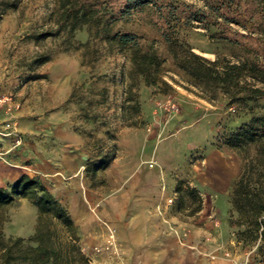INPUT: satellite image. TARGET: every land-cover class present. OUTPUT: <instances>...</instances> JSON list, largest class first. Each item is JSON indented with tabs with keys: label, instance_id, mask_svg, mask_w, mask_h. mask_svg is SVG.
<instances>
[{
	"label": "rangeland",
	"instance_id": "rangeland-1",
	"mask_svg": "<svg viewBox=\"0 0 264 264\" xmlns=\"http://www.w3.org/2000/svg\"><path fill=\"white\" fill-rule=\"evenodd\" d=\"M57 8L58 0H18L0 15V186L26 174L66 209L79 251L60 264H115L126 254L114 212L103 211L122 191L124 183L113 179L121 164L129 172L123 159L139 146L160 178L155 211L180 241L195 234L206 246L199 251L212 259L264 264V240H246L238 234L246 225L229 223L232 188L260 143L235 133L264 111V100L203 94L176 66L145 9L108 10L69 32L57 29ZM117 31L134 33L143 49L152 43L164 59L155 83L133 69L128 50L108 40ZM214 31L193 23L177 36L209 58H234L239 52L212 39ZM38 54L48 59L35 63ZM37 213L30 199L15 198L0 211V230L36 245Z\"/></svg>",
	"mask_w": 264,
	"mask_h": 264
},
{
	"label": "trees",
	"instance_id": "trees-1",
	"mask_svg": "<svg viewBox=\"0 0 264 264\" xmlns=\"http://www.w3.org/2000/svg\"><path fill=\"white\" fill-rule=\"evenodd\" d=\"M199 1L200 4L187 0H58L56 27L74 32L108 10L124 15L145 9L171 47L176 66L203 94L220 93L229 102L264 100V0ZM17 3L18 0H0V15ZM193 23L214 28L211 38L230 44L239 53L232 59L219 55L212 59L196 52L177 36L179 28ZM108 40L129 51L133 69L147 83L157 81L164 59L152 43L143 49L138 37L129 31H117ZM47 59L48 55L38 54L34 62ZM235 136L260 143L232 188L229 223L245 224L238 234L246 240H264V111L252 115ZM179 190L178 185L176 191ZM18 197H27L38 209L32 236L37 243L26 245L22 237H5L0 230V264H60L68 253L79 251L70 215L37 178L22 174L9 187L0 186V211ZM61 231L67 237L61 236ZM79 255L83 258L80 252Z\"/></svg>",
	"mask_w": 264,
	"mask_h": 264
},
{
	"label": "crops",
	"instance_id": "crops-1",
	"mask_svg": "<svg viewBox=\"0 0 264 264\" xmlns=\"http://www.w3.org/2000/svg\"><path fill=\"white\" fill-rule=\"evenodd\" d=\"M139 149L142 148H134V157L130 160L123 159L128 162L129 172L121 164L113 179L124 183L122 191L107 199V209L103 211L106 215L110 210L114 212L113 223L126 250L115 264L126 261L131 264H233L221 254L212 259L200 252L205 245L195 234L184 242L174 235L169 223L155 211L162 197L159 174L146 164L149 157ZM128 180L132 181L130 186L126 185Z\"/></svg>",
	"mask_w": 264,
	"mask_h": 264
},
{
	"label": "built area",
	"instance_id": "built-area-1",
	"mask_svg": "<svg viewBox=\"0 0 264 264\" xmlns=\"http://www.w3.org/2000/svg\"><path fill=\"white\" fill-rule=\"evenodd\" d=\"M120 264H131V263H129V262H123V263H120Z\"/></svg>",
	"mask_w": 264,
	"mask_h": 264
}]
</instances>
